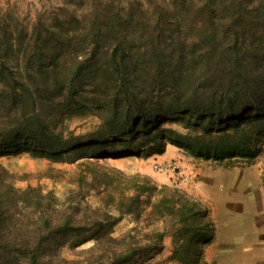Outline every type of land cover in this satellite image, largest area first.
Here are the masks:
<instances>
[{"label": "rangeland", "instance_id": "rangeland-1", "mask_svg": "<svg viewBox=\"0 0 264 264\" xmlns=\"http://www.w3.org/2000/svg\"><path fill=\"white\" fill-rule=\"evenodd\" d=\"M57 3L0 0V7L27 23ZM83 98L70 104V118L48 121L70 141L55 155L34 151L23 136L0 145V244L44 247L47 264H264V131L243 126L252 156L202 155L188 138L221 134L234 116L178 111L130 123L129 144L103 135V105ZM258 110L264 106H249L242 117ZM0 264L29 263L0 251Z\"/></svg>", "mask_w": 264, "mask_h": 264}, {"label": "trees", "instance_id": "trees-1", "mask_svg": "<svg viewBox=\"0 0 264 264\" xmlns=\"http://www.w3.org/2000/svg\"><path fill=\"white\" fill-rule=\"evenodd\" d=\"M82 97L103 105L101 133L129 144L136 135L124 138L125 129L146 116H234L221 134L188 141L202 155H254L243 126L262 133L264 110L242 113L264 106V0H58L27 23L0 7V145L23 136L34 151L55 155L70 141L48 121L70 118ZM43 248L0 244L29 264H47Z\"/></svg>", "mask_w": 264, "mask_h": 264}]
</instances>
